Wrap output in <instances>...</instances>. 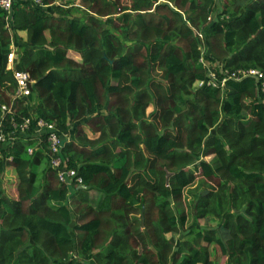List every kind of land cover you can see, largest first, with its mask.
I'll list each match as a JSON object with an SVG mask.
<instances>
[{
    "label": "trees",
    "instance_id": "16d2710c",
    "mask_svg": "<svg viewBox=\"0 0 264 264\" xmlns=\"http://www.w3.org/2000/svg\"><path fill=\"white\" fill-rule=\"evenodd\" d=\"M43 4L14 0L10 28L0 10V122L10 130L11 114L32 119L0 145V264H214L212 245L224 264H264V94L254 77L230 76L264 71V0ZM12 41L17 69L34 80L16 100ZM209 71L215 86L196 87ZM155 88L164 95L150 114ZM37 117L64 141L69 184L44 134L31 138Z\"/></svg>",
    "mask_w": 264,
    "mask_h": 264
},
{
    "label": "built area",
    "instance_id": "2783aa9c",
    "mask_svg": "<svg viewBox=\"0 0 264 264\" xmlns=\"http://www.w3.org/2000/svg\"><path fill=\"white\" fill-rule=\"evenodd\" d=\"M30 1L34 4L45 6L43 4V0H30ZM13 2L14 0H0V10L6 12L5 19H6V26L8 28H10L9 21L11 17ZM18 61H19V57L16 51V46L12 41L10 44V50L7 53V57H6V69L12 72V76L15 80V87L12 93L13 100L28 96L31 93V85L34 82V80L31 79L30 74L27 71L17 69ZM201 61L206 66L210 65L203 58H201ZM208 76L209 77L206 80L204 79L198 80L195 83V86L201 87L204 84L215 86L216 80L213 71H209ZM230 76L235 79H240L246 76L254 77L259 84L260 91L264 94L263 70L259 68H244V69L240 68L231 72ZM225 79L226 78L222 79V83H224ZM1 109L3 113L12 112L11 105L2 104ZM31 120L32 119L30 117H23L21 121H16L15 117L11 114L10 130L9 129L5 130L6 126L1 124L0 122V145L6 140L11 141L12 143L16 138V134H17L16 132L20 131L21 133H24L30 127ZM34 121H35L34 134H36L37 136H33L31 138L37 139L36 144H38L43 140L41 135L44 134L48 145V151L50 154L49 163L53 169L57 170L58 179L61 182H65L69 184L72 178L76 175V172L72 168H67L65 164L62 166L63 159L60 157V151L62 145L64 144L63 143L64 141L61 138V135L58 133L53 123L45 121L43 118H39V117L35 118ZM35 148L36 146H29L27 148L28 154H32ZM76 180L78 182L82 181L80 177H77Z\"/></svg>",
    "mask_w": 264,
    "mask_h": 264
},
{
    "label": "rangeland",
    "instance_id": "374dc122",
    "mask_svg": "<svg viewBox=\"0 0 264 264\" xmlns=\"http://www.w3.org/2000/svg\"><path fill=\"white\" fill-rule=\"evenodd\" d=\"M223 1L225 0H217V3L219 5H221L223 3ZM122 3L124 4H129L130 3V0H122ZM72 52V53H71ZM69 52V54L71 55H78L77 53L75 54V51H71ZM80 57H78L79 59ZM156 80H158L160 83L162 82V79L160 78V74H161V71L159 69H156ZM127 78H128V74H124L120 80V83L122 85H124L127 81ZM163 83V82H162ZM165 84V83H163ZM167 88L168 90V87L167 85L165 84L164 85V89ZM155 91V95H154V99H153V103L151 105H149L146 109V111L148 113H152L154 109H157L159 108V105H160V102H161V99L163 97V92L161 91V89L159 88H155L154 89ZM165 92H166V89H165ZM169 93V90L168 92ZM159 117H160V114H153V115H150V118L152 120H154L158 126L159 129H162L163 128V123L162 121L159 120ZM206 159H210V156H207L205 157ZM2 181H3V185H4V188H5V192L9 195V196H16V175H15V172L14 170L12 169L11 166H7L5 171H4V174H3V177H2ZM137 193V192H136ZM89 195L92 196V203H96V201L99 199L100 197V192L98 191H90L89 192ZM75 198L74 197H70L69 199V203L73 206V204H75ZM192 222V218L189 219L188 221V225ZM198 224L199 225H207V226H214L217 224V220L216 219H212V218H208V219H205V218H200L198 220ZM182 237V235L178 234L177 235V238L178 240ZM211 250H212V254H211V257L214 261V264H224L225 260H226V257L224 255L221 254L219 248L216 246V245H212L210 246Z\"/></svg>",
    "mask_w": 264,
    "mask_h": 264
},
{
    "label": "crops",
    "instance_id": "0c3cea01",
    "mask_svg": "<svg viewBox=\"0 0 264 264\" xmlns=\"http://www.w3.org/2000/svg\"><path fill=\"white\" fill-rule=\"evenodd\" d=\"M18 35L21 37V38H23V39H25V37H26V33H25V31H19L18 32ZM71 52V51H70ZM72 53V52H71ZM75 54H76V52H75ZM71 55V54H70ZM71 56H73V55H71ZM73 57H75L76 59L78 58V56L77 55H74Z\"/></svg>",
    "mask_w": 264,
    "mask_h": 264
}]
</instances>
